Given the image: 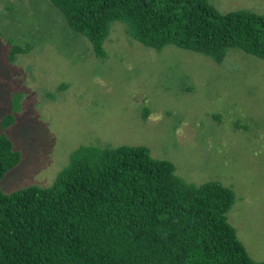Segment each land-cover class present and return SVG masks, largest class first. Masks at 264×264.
I'll return each instance as SVG.
<instances>
[{
	"label": "rangeland",
	"instance_id": "1",
	"mask_svg": "<svg viewBox=\"0 0 264 264\" xmlns=\"http://www.w3.org/2000/svg\"><path fill=\"white\" fill-rule=\"evenodd\" d=\"M207 1L221 14L264 15V0ZM5 45L29 52L9 62ZM0 47V135L21 154L4 193L50 187L81 146L143 145L186 183L231 190L228 223L264 261L263 60L235 48L221 64L173 45L157 51L120 22L100 58L50 0H0ZM6 115L13 124L2 129Z\"/></svg>",
	"mask_w": 264,
	"mask_h": 264
},
{
	"label": "trees",
	"instance_id": "2",
	"mask_svg": "<svg viewBox=\"0 0 264 264\" xmlns=\"http://www.w3.org/2000/svg\"><path fill=\"white\" fill-rule=\"evenodd\" d=\"M50 2L100 58L111 24L120 22L157 51L173 45L221 64L235 48L264 61V15L248 10L221 14L207 0ZM12 45L10 60L13 51L29 52ZM12 124L6 115L1 127ZM20 160L2 133L0 181ZM233 203L231 190L186 183L143 145L81 146L50 187L0 189V264H264L228 223Z\"/></svg>",
	"mask_w": 264,
	"mask_h": 264
},
{
	"label": "crops",
	"instance_id": "3",
	"mask_svg": "<svg viewBox=\"0 0 264 264\" xmlns=\"http://www.w3.org/2000/svg\"><path fill=\"white\" fill-rule=\"evenodd\" d=\"M0 48H1V47H0ZM4 48H6L7 50H9V46H8V45H5ZM4 48H3V50H1V54H4V51H5ZM6 57H7V60L9 61V59H8V52H7ZM9 62H10V61H9Z\"/></svg>",
	"mask_w": 264,
	"mask_h": 264
}]
</instances>
